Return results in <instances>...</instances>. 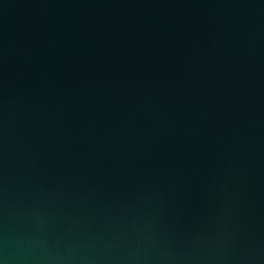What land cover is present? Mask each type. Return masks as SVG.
<instances>
[{
	"label": "water",
	"instance_id": "1",
	"mask_svg": "<svg viewBox=\"0 0 264 264\" xmlns=\"http://www.w3.org/2000/svg\"><path fill=\"white\" fill-rule=\"evenodd\" d=\"M0 264H264V0H0Z\"/></svg>",
	"mask_w": 264,
	"mask_h": 264
}]
</instances>
